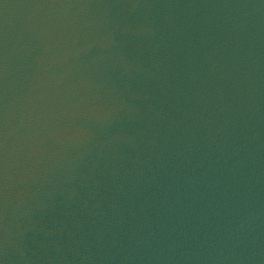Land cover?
<instances>
[{"label": "water", "instance_id": "1", "mask_svg": "<svg viewBox=\"0 0 264 264\" xmlns=\"http://www.w3.org/2000/svg\"><path fill=\"white\" fill-rule=\"evenodd\" d=\"M0 264H264V0H0Z\"/></svg>", "mask_w": 264, "mask_h": 264}]
</instances>
